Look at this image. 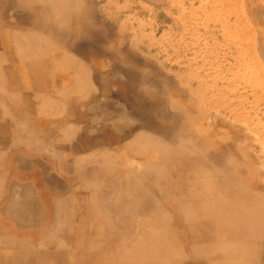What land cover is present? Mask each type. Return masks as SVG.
<instances>
[{
    "label": "bare ground",
    "instance_id": "1",
    "mask_svg": "<svg viewBox=\"0 0 264 264\" xmlns=\"http://www.w3.org/2000/svg\"><path fill=\"white\" fill-rule=\"evenodd\" d=\"M82 1L25 0L8 13L0 10V264H122L126 255L120 248L135 237L136 224L150 217L149 211L142 218L136 208L150 198L155 207L162 205L156 198L164 190L161 161L208 153L216 166L202 163L193 180L205 181L206 191L191 188L195 200L180 202L176 211L183 236L214 238L224 257L210 250V264H256L257 257L264 258L263 123L256 125L257 133L227 124L234 139L215 140L208 112L198 114L203 123L196 125V94L188 104L187 89L175 91L176 99L161 98L162 79H151L147 62L119 43L115 25L102 27ZM6 3L0 1V7ZM47 27L51 37L42 30ZM77 55L111 59V71L94 67L101 96L90 91L91 72ZM124 57L143 65L140 71L125 67ZM109 84L115 100L105 90ZM104 134L111 135L115 149L87 154L104 144ZM186 207L201 220L188 217ZM167 223L160 218L153 233L139 231L125 261L178 264L167 251L174 237Z\"/></svg>",
    "mask_w": 264,
    "mask_h": 264
},
{
    "label": "rangeland",
    "instance_id": "2",
    "mask_svg": "<svg viewBox=\"0 0 264 264\" xmlns=\"http://www.w3.org/2000/svg\"><path fill=\"white\" fill-rule=\"evenodd\" d=\"M5 1L7 2V5L5 4L6 7L2 5L0 10L3 9L8 13L11 11L10 6H20V3L25 0H18L17 2L16 0ZM10 1L13 4H10ZM248 1L251 2L250 5L247 3ZM82 3L86 5L85 8H87L88 12L93 13L92 16L94 18L100 19L99 21L102 23V27L106 23L115 25V32L121 34L123 38L120 39L119 43L124 41L123 44H126V47L122 44L124 48L135 52L142 64L147 62V73H149L151 79H162V84L157 88L160 95H162L161 98L168 97V99H176L177 95L175 94L178 92L175 93V91L184 90L186 92L187 89L186 94L189 97L186 100L188 104L191 103V95L193 93L196 94V99L193 100V107L195 106L194 117L200 120L198 114L202 111L210 114L209 118L211 119L212 126L209 129V134L213 131L211 135L215 140L221 142L224 138H229L230 135V139H234L235 134L228 130L227 124H238L237 126L241 127L242 130L245 127L242 126L247 125L248 128L246 126L245 129L251 132L256 129L255 127L259 122L261 126L262 123L264 125V54H262L263 52L260 53L261 51L259 52L258 49L259 47L264 48V0H83ZM124 3L127 4L125 5ZM109 9L110 11H108ZM18 14L22 15L23 11H19ZM34 17L33 15L32 18ZM43 26L46 25L43 24ZM42 30L45 32V36L51 37V31L48 27ZM2 44L1 48L4 46L3 42ZM139 48L143 51H140ZM60 50L65 51L62 48ZM145 53H148L147 55L150 56H147ZM77 56L75 57H80L87 63L86 67H89L88 71L91 72L88 77L89 80L87 81L90 86V91L92 93L94 92L93 94L97 92L96 95L101 96L104 88L94 78L96 74L94 67L100 65L105 71H111L114 67L111 59L104 56H101L102 58H94L93 56L83 58ZM123 64L127 68L131 67L138 70L143 66L127 57H124ZM207 65L209 67H206ZM151 70L154 74L150 72ZM219 75L222 76L220 77ZM190 79H194L193 83H189ZM217 85L219 86L217 87ZM222 87L226 88L224 89ZM170 88L174 91L169 90ZM105 90H110V94L108 95L115 100L114 86L109 84ZM231 91L234 92L232 93ZM223 92H226L227 95ZM219 93L220 95H218ZM64 106L65 108L67 107L66 105ZM231 109L232 111H229ZM244 114L247 117L253 118L254 122L248 123ZM235 115L238 116L236 117ZM186 119H188V116ZM198 120L196 125H202L203 121ZM186 121L184 120V124ZM238 122L241 123L239 124ZM97 127L102 128V124L98 122ZM252 128H254L253 131L250 130ZM254 132L257 133V131ZM100 133L98 132L99 136H101ZM200 133L199 135L202 134ZM176 134L180 133L177 132ZM151 135L154 134L151 132ZM132 138L134 139L133 136ZM163 138L161 137V139ZM111 139V135L104 134L102 138L104 144L87 154L94 155L99 153L103 155L113 151L115 144L109 143ZM91 141L88 140L87 143ZM130 141L131 138L125 142L127 144ZM122 144L125 145V143ZM217 148L215 147L214 150H217ZM209 156V153L207 157L191 154L182 157L181 161L176 158L167 162L161 161L163 163H161L159 171L161 178H163L161 180L164 185V190L162 193H156V198L162 201V205L161 207L157 205L155 207V204L152 203V198H150L151 200L147 199V201H143V207L136 208L140 216L142 215V218H144V214H149V211L150 217L143 220L141 225H138L141 221L136 224L134 228L136 229L134 231L136 233L135 237L125 240L127 243L124 247L120 248L121 253L126 255L123 257L124 262L122 264H133L129 260H125L130 256V252L134 250V244L138 241L137 233L139 231L144 234L153 233L156 231L154 225L160 218L162 220L168 219L166 226L173 233L174 237L172 244H167V251L170 255L177 257L178 264H210L207 257H210L209 251L214 249L219 251L218 254H215V258L221 259L224 257L220 255L222 249L214 244L213 237L199 236L200 238L197 241L184 237L183 228L179 225L176 217L178 215L176 211L179 212L178 209L181 208L179 206L180 202L184 201L190 204L195 200L196 196L190 194L191 188H194L196 191L205 190V181H203V184L201 183L202 181L194 183L193 180L198 176L196 169L202 166V163H207L208 166L210 165L208 168L216 166V162L214 160L211 161ZM203 168H207V166ZM199 169L201 168L199 167ZM206 173L208 174L207 169L201 170L202 175H206ZM262 178H260L259 182L264 185V176ZM204 195H208V193H204L202 196ZM185 211L187 216L193 219L194 222L195 219L198 221L201 220L197 217L195 209L194 211L192 210V216L190 215V210H187V207ZM189 229L191 230V227ZM203 234L205 236V231H203ZM191 250L192 252H190ZM235 258L237 257L235 256ZM263 259L257 257L255 263L262 264Z\"/></svg>",
    "mask_w": 264,
    "mask_h": 264
}]
</instances>
